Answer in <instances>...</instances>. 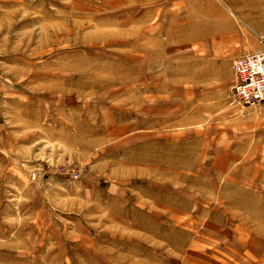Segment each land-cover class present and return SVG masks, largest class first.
<instances>
[{
	"label": "rangeland",
	"instance_id": "374dc122",
	"mask_svg": "<svg viewBox=\"0 0 264 264\" xmlns=\"http://www.w3.org/2000/svg\"><path fill=\"white\" fill-rule=\"evenodd\" d=\"M261 3L0 0V264H264L262 105L195 65Z\"/></svg>",
	"mask_w": 264,
	"mask_h": 264
},
{
	"label": "crops",
	"instance_id": "0c3cea01",
	"mask_svg": "<svg viewBox=\"0 0 264 264\" xmlns=\"http://www.w3.org/2000/svg\"><path fill=\"white\" fill-rule=\"evenodd\" d=\"M261 1L263 3H261V5L259 6V8L257 10H255L253 7H251V10L249 12V16L248 17L245 16V18L246 17L247 18L244 19L243 24H246V21L249 20L248 28L254 34L253 36H258L261 40H263L262 44L261 43L258 44L256 42H254V40H251V42L247 45H244L242 49H238L235 51L234 54H231L228 56L226 54L227 50H225L221 47H218L219 42H217L218 39L215 38V39H213V41H214L213 43L214 44L216 43L215 46L214 47L211 46V48L209 50H206V58H208V59L201 58V60L197 59L195 62V65H202V66L204 65V69H205L204 72H208V73L203 72V74L202 73L197 74L199 72H196V76L202 75L205 78L206 77L215 78V80L222 82V83L224 82V79L226 80V83L221 85V87L218 89V91L214 92L212 95L213 96L216 95V96L221 98L218 105L220 106V111H223V113L221 115H224L225 120H227L228 123L230 122V120H229L230 118H232L236 115H240V113L238 111H236L234 108H229L233 105L232 100H230L228 98H225V99L223 98L222 94H224V92L230 91L229 86L232 84L231 83L229 85V83H230V80H228L229 75H227L226 73H228V71H230L231 79L235 85L236 80H235V73H234V69H233V62L237 58H238L237 60H239L240 58H242L244 56L254 54V53H257V52L264 50V0H261ZM219 44H223V43L220 42ZM198 53L199 52L196 51L195 55H197ZM207 53H209V54H207ZM240 54L242 56H240ZM234 89H235V86H233V91L235 94ZM261 105L262 106H260L258 108H254V109L248 108L247 110H244L242 113V121H243V125H244V130H245L244 135L248 136L249 138H251L252 136L255 137L253 135V133L251 132L252 130L253 131H259V132L264 130V104H261ZM228 134H229V131L226 132V135L222 134L221 136L227 138ZM254 149H257L254 151V153L256 152L257 154H259L260 152H262L261 150H258V149H260L258 147L257 148L255 147Z\"/></svg>",
	"mask_w": 264,
	"mask_h": 264
},
{
	"label": "built area",
	"instance_id": "2783aa9c",
	"mask_svg": "<svg viewBox=\"0 0 264 264\" xmlns=\"http://www.w3.org/2000/svg\"><path fill=\"white\" fill-rule=\"evenodd\" d=\"M235 96L247 107L264 104V50L234 64Z\"/></svg>",
	"mask_w": 264,
	"mask_h": 264
}]
</instances>
